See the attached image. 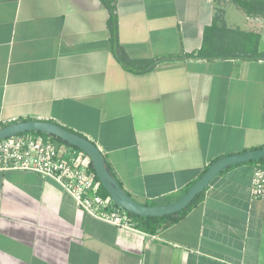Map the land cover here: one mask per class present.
Segmentation results:
<instances>
[{"label": "crops", "instance_id": "0c3cea01", "mask_svg": "<svg viewBox=\"0 0 264 264\" xmlns=\"http://www.w3.org/2000/svg\"><path fill=\"white\" fill-rule=\"evenodd\" d=\"M263 54L264 16L218 0H0V120L86 136L136 201L169 205L213 162L264 147ZM257 165L222 170L156 233L0 170V264H264Z\"/></svg>", "mask_w": 264, "mask_h": 264}, {"label": "built area", "instance_id": "2783aa9c", "mask_svg": "<svg viewBox=\"0 0 264 264\" xmlns=\"http://www.w3.org/2000/svg\"><path fill=\"white\" fill-rule=\"evenodd\" d=\"M10 124L0 120V128ZM29 131L0 139V170L23 169L54 180L71 194L89 215L116 225L134 226L129 211L111 195L100 193L101 181L92 169V159L83 150L61 144L48 133ZM254 198L264 197V164L258 163L251 188Z\"/></svg>", "mask_w": 264, "mask_h": 264}, {"label": "water", "instance_id": "95a60500", "mask_svg": "<svg viewBox=\"0 0 264 264\" xmlns=\"http://www.w3.org/2000/svg\"><path fill=\"white\" fill-rule=\"evenodd\" d=\"M29 131L48 133L67 144L85 151L92 159V165L97 177L115 202L138 216H166L177 213L187 207L198 194L205 191L222 170L234 164L264 159V147L221 158L208 167L203 175L189 187L182 199L169 205L152 206L139 203L124 190L107 168L101 150L93 141L61 124L39 119L16 121L0 128V139Z\"/></svg>", "mask_w": 264, "mask_h": 264}, {"label": "trees", "instance_id": "16d2710c", "mask_svg": "<svg viewBox=\"0 0 264 264\" xmlns=\"http://www.w3.org/2000/svg\"><path fill=\"white\" fill-rule=\"evenodd\" d=\"M235 2L239 6H241L242 8H245L249 13H257V12L263 13L264 0H235ZM107 4H108V2H107ZM111 21L113 23L112 26H114L115 17H113ZM263 56H264V54H263ZM121 60L127 67H129L131 69H138V70L149 69V68L153 67L155 65V63H156V61H149L145 65H142V64H139V63H136V62L128 61L124 56L121 57ZM140 65H142V66H140ZM70 130H72V129H70ZM37 133H42V132H37ZM51 138L57 140L61 144H67V143L63 142L61 139H59V138H57L55 136H51ZM250 162L264 164V159L254 160V161H250ZM91 166H92V169L94 170L93 165H91ZM106 166L108 168L107 164H106ZM100 193L103 194V195H110L109 192L106 190V188L103 186L102 183L100 185ZM203 193H204V191L201 192L200 194H198L187 205V207H185L183 210H181V211H179L177 213L171 214V215H166V216H138V215H135V214H133L131 212H129V215L131 216L135 227H137V228H139V229H141L143 231H146V232L156 233L159 230V228H161V226L163 224L162 221L164 219H171L172 221L180 219L199 200V198L202 196ZM152 205H155V204L153 203Z\"/></svg>", "mask_w": 264, "mask_h": 264}, {"label": "rangeland", "instance_id": "374dc122", "mask_svg": "<svg viewBox=\"0 0 264 264\" xmlns=\"http://www.w3.org/2000/svg\"><path fill=\"white\" fill-rule=\"evenodd\" d=\"M218 2L220 3V6H227V5H229V4H235V5H237L240 9H242L247 15H249V16H264V10H263V13H261V12H257V13H249L245 8H242L241 6H239L236 2H235V0H218ZM221 11V13H220V17L221 16H223V12H224V10L222 9V10H220Z\"/></svg>", "mask_w": 264, "mask_h": 264}]
</instances>
